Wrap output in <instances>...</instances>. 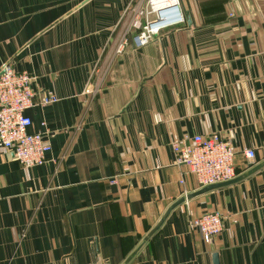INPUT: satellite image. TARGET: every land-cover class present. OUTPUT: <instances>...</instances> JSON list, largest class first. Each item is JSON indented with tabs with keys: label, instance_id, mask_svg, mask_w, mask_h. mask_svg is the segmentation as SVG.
<instances>
[{
	"label": "crops",
	"instance_id": "crops-1",
	"mask_svg": "<svg viewBox=\"0 0 264 264\" xmlns=\"http://www.w3.org/2000/svg\"><path fill=\"white\" fill-rule=\"evenodd\" d=\"M143 2L0 0V64L58 96L27 109L44 162L0 148V264H264V165L147 236L201 187L173 138L218 131L237 173L264 157V0H181L184 22L115 51ZM213 210L223 228L205 242L188 221Z\"/></svg>",
	"mask_w": 264,
	"mask_h": 264
},
{
	"label": "built area",
	"instance_id": "built-area-1",
	"mask_svg": "<svg viewBox=\"0 0 264 264\" xmlns=\"http://www.w3.org/2000/svg\"><path fill=\"white\" fill-rule=\"evenodd\" d=\"M130 18L127 33L114 48L117 52L129 42L133 47L143 46L161 29L185 21L181 0H144ZM35 81V74L13 69L10 61L0 64V148L12 151L14 158L28 167L46 160L50 143L42 131L29 130L32 118L27 109L58 99L53 90L41 89ZM170 145L177 163L186 164L200 186L226 181L237 174L233 144L218 131L173 138ZM242 152L249 164L256 162L253 148ZM222 220L223 214L213 210L190 217L188 224L199 231L203 241L211 242L222 230Z\"/></svg>",
	"mask_w": 264,
	"mask_h": 264
},
{
	"label": "water",
	"instance_id": "water-1",
	"mask_svg": "<svg viewBox=\"0 0 264 264\" xmlns=\"http://www.w3.org/2000/svg\"><path fill=\"white\" fill-rule=\"evenodd\" d=\"M263 165H264V157H263V159L259 160V162H256V163L252 164L251 166H249L244 171H242L240 173H237L236 176H234L232 178H229L226 181L214 182L212 184L204 185V186H201L200 188L196 189V191H194V192H191V193H188V194H185V195H181L178 199L173 201L165 209L166 211H165L164 216H162L160 218L159 222L149 231L147 236H149L153 231H155L159 227V224L165 219V216L169 213L171 208H173L174 206L180 204V202L185 200L187 197H191L193 195H196V193L202 192L204 190L212 189L213 187L228 185V183H233V182L239 181V180L243 179L245 176H247L248 174H250L251 172L259 169ZM212 256H213V264H219V260H218V256H217L216 252H214Z\"/></svg>",
	"mask_w": 264,
	"mask_h": 264
}]
</instances>
